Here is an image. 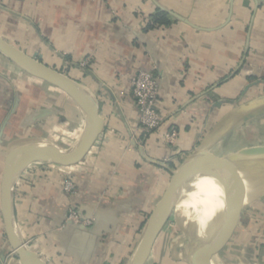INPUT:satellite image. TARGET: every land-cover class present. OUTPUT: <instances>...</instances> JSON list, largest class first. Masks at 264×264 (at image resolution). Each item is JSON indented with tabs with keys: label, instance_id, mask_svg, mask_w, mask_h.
<instances>
[{
	"label": "crops",
	"instance_id": "crops-1",
	"mask_svg": "<svg viewBox=\"0 0 264 264\" xmlns=\"http://www.w3.org/2000/svg\"><path fill=\"white\" fill-rule=\"evenodd\" d=\"M161 8L170 24L145 30L149 16ZM0 36L76 80L96 99L104 122L89 153L73 166L76 194L63 192L64 176L49 163L30 165L15 185L17 233L48 264H128L170 171L233 108L264 94V0H0ZM139 70L158 78L163 121L149 133L139 125L130 89V78ZM24 76L59 97L23 114L14 81ZM80 114L64 92L0 53V183L5 156L16 146L45 140L64 150L73 147L84 130ZM253 114L221 140L239 135ZM11 126L30 128L7 142ZM171 129L178 132L173 144L164 139ZM221 140L212 154L227 153L215 152ZM256 176L239 178L241 185L230 190L218 179L221 187L206 226L195 229L209 248L211 264H264V175ZM212 178L199 176L184 191L178 218L192 225ZM69 207L94 224L66 225ZM230 209L237 214L228 230ZM169 220L145 264L160 258ZM172 239L182 245L172 246L169 255L177 264L185 263V256L192 264L181 236ZM10 253L0 214V264H19Z\"/></svg>",
	"mask_w": 264,
	"mask_h": 264
},
{
	"label": "water",
	"instance_id": "water-1",
	"mask_svg": "<svg viewBox=\"0 0 264 264\" xmlns=\"http://www.w3.org/2000/svg\"><path fill=\"white\" fill-rule=\"evenodd\" d=\"M161 10L166 11L163 8ZM170 14L186 21L178 15L171 12ZM0 53L31 77L53 85L64 92L78 107L84 119L83 133L70 149L64 150L50 141H34L10 149L4 159L0 183V214L7 244L19 264H48L37 253L30 250L17 233L13 211L15 185L22 173L34 163H52L63 167L79 164L102 134L104 122L99 115L96 99L64 72L48 66L1 36ZM260 108H264V94L233 108L207 133L199 145L170 171L165 190L148 217L136 250L128 264L146 263L154 243L172 214L189 243L191 263L211 264L209 248L204 245L198 233L191 229L190 222L183 220L184 218L182 220L178 218V206L184 199V191L191 189L197 177L224 174V178L220 179L225 183V188L230 190L241 185L237 175L238 171L235 168L236 162L246 159H264V144L242 147L223 156L210 152L213 146L235 125ZM229 212L228 230L234 225L237 214L232 209ZM69 224L72 223L66 222V225Z\"/></svg>",
	"mask_w": 264,
	"mask_h": 264
},
{
	"label": "rangeland",
	"instance_id": "rangeland-1",
	"mask_svg": "<svg viewBox=\"0 0 264 264\" xmlns=\"http://www.w3.org/2000/svg\"><path fill=\"white\" fill-rule=\"evenodd\" d=\"M15 82H17L18 86H19L17 97L22 96L23 114H25L26 111H28L29 109H32V108L33 109H42L43 107H41V106H46L49 104V102L53 103V101H55V99L57 97H59L58 96L59 94H54L55 98L52 97L53 95L52 96L50 95L51 92H46L44 88L43 89L41 88L42 86L37 87L36 85H39V84H34L35 82H33V83L29 82L28 80H26L25 76L22 78V80L16 79L14 81V83ZM44 85L47 88L53 89V87H51L47 84H44ZM39 89L44 90V92L41 93ZM48 94H49V97H47ZM40 95H43L44 99H42V97ZM13 106H14V103L12 104V106L10 108H13ZM9 111H8V113H9ZM79 118H81V124H82L83 117L81 114H80ZM248 121H249L250 125H248V127L243 126L242 128H240V130H238L240 132L239 135H238V132L236 134H229V136H227L226 139L221 140V142H220L219 146L216 148L215 152L217 154L218 153L222 154L225 151H227V153H230V152H233V151H235L241 147H244V146L264 144V109H262L260 111H256V113L254 112L252 118H249ZM24 124H25V122H24ZM23 127L24 128H18V130L14 131V126H11V128L7 130V133L9 135V137H7V139H8L7 142L13 141L16 138L18 139V137H23L25 131L28 132V128H30V127L25 128V126H23ZM67 134H68L67 137L71 136L72 138H74V136H75L72 131H68ZM58 136L62 137L59 134H58ZM235 139H237V140H235ZM228 146H230V147H228ZM51 164L52 163H50V165ZM32 165H34V164H32ZM235 168L237 169L238 166H235ZM259 175L262 176V175H264V173L259 174ZM252 211H254V210H252ZM168 229H170L169 230L170 233H169V235L167 234L168 236H165L164 241L162 242V246H161L162 247V250H161L162 254H161L160 258L158 259V261L154 264H177L176 262H178V261L174 260L171 257V255H169L172 246L177 247V246L182 245V244L179 245V242L177 240L173 241L174 239H172V238L174 237V235L177 237L181 236L180 242L183 241L182 242L183 246L187 247V249L190 251L189 243L187 242L185 234L178 227L173 214L170 217ZM175 249L178 250L177 248H175ZM12 255L14 256V254H11V253L9 254V256H12ZM14 257H16V256H14ZM182 258H185V259H183V261L185 262L183 264H188L187 263V257L185 256ZM123 262H125V261H123ZM148 264H152L151 261Z\"/></svg>",
	"mask_w": 264,
	"mask_h": 264
},
{
	"label": "built area",
	"instance_id": "built-area-1",
	"mask_svg": "<svg viewBox=\"0 0 264 264\" xmlns=\"http://www.w3.org/2000/svg\"><path fill=\"white\" fill-rule=\"evenodd\" d=\"M88 63L85 60L81 65ZM130 89L132 97L139 111L138 122L141 129L146 132L155 131L163 121V116L158 111V78L147 70H139L130 78ZM178 136L175 129L164 134L167 143L173 144ZM34 165H47V163H34ZM50 165V163H49ZM51 166L57 168L64 178L62 181V190L65 194H76L77 186L72 178L71 172L73 166L63 167L56 164ZM70 222L76 225L89 226L93 224V218L83 217L74 207H69L65 213V223Z\"/></svg>",
	"mask_w": 264,
	"mask_h": 264
},
{
	"label": "bare ground",
	"instance_id": "bare-ground-1",
	"mask_svg": "<svg viewBox=\"0 0 264 264\" xmlns=\"http://www.w3.org/2000/svg\"><path fill=\"white\" fill-rule=\"evenodd\" d=\"M262 109H264V108H260V109H258V111H260ZM235 165L238 166V168H237L238 177L241 178V180H244V182L254 178V176H256L257 174L259 175V174L264 173V159L241 160V161L236 162ZM217 176H219V175H217ZM217 176H215V177L213 176L210 190L206 194V196H205V198H204V200L200 206V209H199V211H198V213H197V215H196V217H195V219L191 225V229H193L194 231H196V230L201 231L206 226L210 211L212 209L214 199L218 195L220 187H221V184L218 181V179L219 178L223 179L224 174L220 175L218 178H217ZM205 189H206V187H205ZM195 226H196V228H195Z\"/></svg>",
	"mask_w": 264,
	"mask_h": 264
},
{
	"label": "trees",
	"instance_id": "trees-1",
	"mask_svg": "<svg viewBox=\"0 0 264 264\" xmlns=\"http://www.w3.org/2000/svg\"><path fill=\"white\" fill-rule=\"evenodd\" d=\"M169 24L170 20L168 19V14L158 9L156 13L149 16V18L147 19L145 30L153 29L155 27L167 26ZM145 136L146 134L142 135V140H144Z\"/></svg>",
	"mask_w": 264,
	"mask_h": 264
}]
</instances>
